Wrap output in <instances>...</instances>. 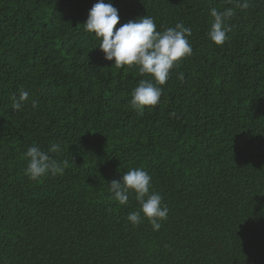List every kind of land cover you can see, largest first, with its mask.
Returning a JSON list of instances; mask_svg holds the SVG:
<instances>
[{
    "label": "trees",
    "instance_id": "trees-1",
    "mask_svg": "<svg viewBox=\"0 0 264 264\" xmlns=\"http://www.w3.org/2000/svg\"><path fill=\"white\" fill-rule=\"evenodd\" d=\"M97 2L0 0V264H264V0H105L117 28H191L192 55L142 114L131 93L152 77L104 58L84 28ZM212 8L234 11L223 46ZM57 142L64 171L31 181L27 148ZM133 168L169 209L158 231L110 192Z\"/></svg>",
    "mask_w": 264,
    "mask_h": 264
},
{
    "label": "clouds",
    "instance_id": "clouds-1",
    "mask_svg": "<svg viewBox=\"0 0 264 264\" xmlns=\"http://www.w3.org/2000/svg\"><path fill=\"white\" fill-rule=\"evenodd\" d=\"M237 6L247 9L249 3L247 0L239 3L238 0ZM209 14L212 18L209 39L217 46H223L230 39L228 33L231 28L227 21L234 15V11L231 8L224 11L212 8ZM118 23L119 10L113 3L98 0L89 10L84 28L95 35L104 58L114 60V67L135 66L141 75L152 77V80L141 79L131 93V107L142 114L146 107L158 106L164 92L161 86L167 83L171 72L192 55L193 49L188 39L192 34L191 28L181 23L161 32L157 30L154 19L147 15L130 20L119 28L116 27ZM28 99V92L21 89L18 98L13 97V110L22 111ZM31 104L33 108L38 106L36 100H32ZM61 151L58 142L51 144L47 152L35 144L28 147L25 153V175L31 181L39 182L49 175L62 173L64 162L49 155ZM109 185L113 199L119 205H127L132 196L137 201L138 209L127 215L133 227L147 219L153 230L158 231L162 222L167 220L169 209L163 204L162 196L153 190L152 177L143 168L127 170L122 180H112Z\"/></svg>",
    "mask_w": 264,
    "mask_h": 264
}]
</instances>
